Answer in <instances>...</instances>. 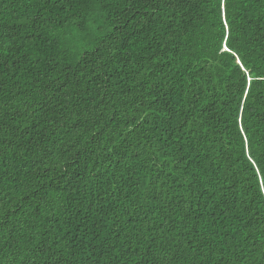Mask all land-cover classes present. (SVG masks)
Here are the masks:
<instances>
[{
  "label": "trees",
  "instance_id": "16d2710c",
  "mask_svg": "<svg viewBox=\"0 0 264 264\" xmlns=\"http://www.w3.org/2000/svg\"><path fill=\"white\" fill-rule=\"evenodd\" d=\"M0 264H264V0H0Z\"/></svg>",
  "mask_w": 264,
  "mask_h": 264
}]
</instances>
